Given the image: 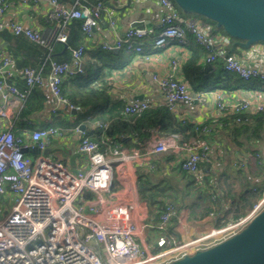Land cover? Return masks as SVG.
Instances as JSON below:
<instances>
[{
    "label": "built area",
    "instance_id": "obj_1",
    "mask_svg": "<svg viewBox=\"0 0 264 264\" xmlns=\"http://www.w3.org/2000/svg\"><path fill=\"white\" fill-rule=\"evenodd\" d=\"M48 1L52 7L50 16L58 21V28L49 39L37 29L15 22H10L7 29L50 50L53 41L66 42L67 25L72 19H81L82 33L88 34L105 12L102 2L87 8L81 6V0H73L71 6L59 0ZM158 1L165 13L159 20L157 32L152 28L130 27L117 35L113 43L103 42L101 48L134 50L147 59L152 54L143 51L145 38L151 37L153 47L160 48L172 41L185 45L189 34L204 50L208 63L221 61L226 71L242 80L264 81V51L251 61L244 60L228 52L229 37L214 33L210 22L197 15L181 13L173 0ZM7 6L5 0H0V14ZM111 23L113 25V21ZM3 28L0 22V30ZM69 51L70 60L49 59L46 81L56 103L70 109L74 106L62 95V81L82 71L84 46L69 47ZM12 64L11 56H0L1 117L7 116L10 107L22 106L29 89L42 81L39 70L24 66L21 74L25 88H18L9 80ZM175 67L176 62L172 61L168 73L152 75L170 110L180 101L199 96L189 89L184 79L176 76ZM252 92L256 94L254 97L233 103L218 94L216 107L225 117L235 115L233 121L238 123L242 113L264 111V91ZM150 106L149 101L133 100L124 104L123 112L136 114ZM210 131V125H200L199 132ZM28 135L30 145L22 136L15 135L11 127L0 130V197L11 196L8 205L3 198L0 200V264H166L234 235L264 208L263 174L261 195L246 214L202 236L181 240L166 233L167 224L175 215L172 205L165 206L157 216L136 206L137 180L131 163L160 153L182 155L181 168L197 175L210 151L205 140H184L178 132L158 133L153 140L139 146L122 147L110 141L103 151L95 141L83 135L77 150L87 166L73 171L41 153L53 139L61 137L56 126L40 127ZM26 148L37 149L39 154L31 158L24 151ZM253 157L264 166V152L255 150ZM239 166L244 163L240 162ZM116 183L120 189L115 188ZM145 228L159 233L154 250L139 242V233Z\"/></svg>",
    "mask_w": 264,
    "mask_h": 264
},
{
    "label": "crops",
    "instance_id": "obj_2",
    "mask_svg": "<svg viewBox=\"0 0 264 264\" xmlns=\"http://www.w3.org/2000/svg\"><path fill=\"white\" fill-rule=\"evenodd\" d=\"M5 1L8 6L0 14V22L4 25V28L0 30V56L9 55L12 57L13 64L9 80L20 89L25 87L21 74L24 66H30L40 71L42 81L34 87L39 92L40 100L42 98V109L30 117L24 118L19 116L22 106H12L6 117L0 116V130L11 127L15 135L22 136L24 141L30 145L28 134L31 130L47 125L56 126L55 121L71 122L74 120L75 114H71L56 103L46 81L49 59L65 60L62 56L63 49H58V45H55L56 42L53 41L49 50L48 47L39 45L24 36L15 35L7 29L10 22H15L37 29L49 39L58 28V21L50 16L52 7L49 1ZM59 1L65 6H71L73 3V0ZM97 2H102L105 12L88 34L82 33L81 42L78 44L84 46V55L80 63L82 71L65 77L62 81V89L67 91L75 77L88 74L92 80L91 85L105 94L106 105H118L121 113H123L124 104L133 100L149 101L152 106L166 105V100L162 96L158 84L152 79V75L168 73L171 69V62H176L174 69L176 76L184 79L188 83L189 89L193 93H199V96L190 101L176 103L171 112L178 121L210 125L209 133L198 131L189 138L205 140L210 151L207 159L201 162L197 175L188 174L181 168L182 155L160 153L151 155L144 160L134 161L131 163L137 180L134 193L138 200L136 206L144 208L151 215L157 216L165 206L172 205L174 207L175 215L167 224V234L181 240L202 236L212 228L220 227L221 223L230 218L228 210L232 208V202L223 201L222 193L218 187L222 173L236 174L237 170L242 169L246 176H249L250 171L256 165L262 172L257 177H250V182L252 188L261 186L264 166L263 164L258 165L257 162L254 165L253 158H248L246 150L254 149L263 154L264 139L257 144H247L242 136L236 135L235 138H231L228 133L229 126L225 122L229 117H225L216 107L218 94H221L228 103L250 96L254 97L253 95L256 94L252 90L243 89L228 91L217 88L206 91L200 89L198 82L191 83L185 71V66L190 61L199 67L202 78L211 74L216 66L205 60L204 50L189 34L185 45L172 41L160 48L153 47L151 37L145 38L143 51L152 54L147 59L134 50L101 48L103 42L113 43L117 35L123 34L130 27L152 28L154 32H157L159 20L165 10L158 0H129V2L128 0H81L80 4L82 7L90 8ZM111 21H113V25ZM228 42V49H231L234 41L228 38ZM67 50L66 56L70 60L69 47ZM232 50L238 57L251 61V58L259 56L264 51V43L256 42L247 47L235 46ZM56 127L61 131V137L53 139L41 153L54 161L64 163L72 170H84L87 162L84 156L78 152L77 145L83 135L93 139L95 130L103 125L98 123V120L90 121L87 117L86 120H79L78 126L75 128ZM150 132V136L140 144H135L131 135H122L115 142L122 147L139 146L153 140L160 133L156 128L151 129ZM110 141V138L104 137L101 150H107ZM239 142L243 145H240ZM26 154L34 158L39 153L36 149L30 148ZM73 154L76 156L71 161L70 158ZM248 161H251V167H248ZM240 162L244 163V166L240 167ZM230 179L231 177H229ZM115 185L116 189H120V185L117 183ZM158 235L157 230L145 228L139 233V242H143L149 249L154 250L155 239Z\"/></svg>",
    "mask_w": 264,
    "mask_h": 264
},
{
    "label": "trees",
    "instance_id": "obj_3",
    "mask_svg": "<svg viewBox=\"0 0 264 264\" xmlns=\"http://www.w3.org/2000/svg\"><path fill=\"white\" fill-rule=\"evenodd\" d=\"M179 11L181 12L180 9ZM202 18L213 25L214 33L227 35L221 27H216L215 22L205 17ZM81 24V19H72L68 23L66 42L55 43V45H58V49H63L64 51L62 56L65 60L62 61L68 60V57L66 56L68 52L67 48L75 47L81 42ZM229 39L231 41H236V39L232 37H229ZM228 52H233V50L228 49ZM215 66V70L211 74L202 78L199 67L190 61L188 65L185 66L186 76L191 83L198 82L200 89L206 91L217 88L228 91L239 89L247 91H264L263 80H242L234 73L226 71L222 67L221 61H217ZM73 84L75 85L74 87ZM91 84L92 80L88 74H85L75 77L67 91L62 89V95L69 99L74 107L81 108L82 111L76 113L74 115V120L71 122L55 121L54 124L58 127L70 126L75 128L78 126L79 120H86L87 117H89L90 121L98 120V123L103 125V127L95 130V136L93 139L90 137L88 138L95 141L100 150L103 146L102 141L104 137H108L112 142L116 143L115 141L118 140L120 136L131 135L132 138H134L135 144H140V142L142 143L150 136V130L153 128L158 129L160 133L178 132L184 140H189L190 136H193L194 133H198L199 131L200 125L176 120L167 105L150 106L136 114L121 113L118 105L113 104L107 106L105 102V94ZM38 93L39 92L35 87L29 89L19 112L20 117L28 118L42 109V98L40 100ZM37 99H39V101H36ZM241 116L242 120L238 123L233 121L235 115H232L229 119L226 118L227 120L225 122L227 126H229V136L231 138H235L236 135L242 136L247 144H257L258 142H261L264 139V111L242 113ZM239 144L243 145L241 142H239ZM246 151L249 155L248 158H253L255 165L257 162L253 157L255 150L248 149ZM247 164L248 167L252 166L251 161H248ZM261 172L262 170L259 169V166L257 167L255 165V168L253 167L250 171L249 176H246L242 169L237 170L235 172L236 174L227 172L220 175L218 187L222 193L223 201L232 202V208L228 210L230 218L226 219L220 226L224 225L229 220H236L246 214V212L252 207L253 203L259 198L261 195V186L254 187L255 189H253L250 177H257ZM229 177H231L230 180ZM2 198L3 197H0V200H2ZM3 202L6 204L8 200L5 199Z\"/></svg>",
    "mask_w": 264,
    "mask_h": 264
},
{
    "label": "water",
    "instance_id": "obj_4",
    "mask_svg": "<svg viewBox=\"0 0 264 264\" xmlns=\"http://www.w3.org/2000/svg\"><path fill=\"white\" fill-rule=\"evenodd\" d=\"M173 1L182 13L210 19L235 38L231 49L264 42V0ZM61 106L71 114L81 112L78 107ZM75 156L71 155L70 160ZM166 264H264V208L234 235Z\"/></svg>",
    "mask_w": 264,
    "mask_h": 264
},
{
    "label": "rangeland",
    "instance_id": "obj_5",
    "mask_svg": "<svg viewBox=\"0 0 264 264\" xmlns=\"http://www.w3.org/2000/svg\"><path fill=\"white\" fill-rule=\"evenodd\" d=\"M5 199L8 200V202H7L5 205H8V204H9V200H10V202H11V196H10V197H9V196H7V197H3V200H5Z\"/></svg>",
    "mask_w": 264,
    "mask_h": 264
}]
</instances>
